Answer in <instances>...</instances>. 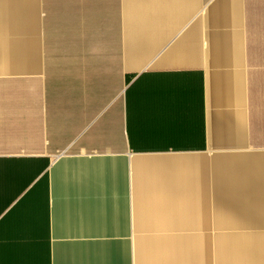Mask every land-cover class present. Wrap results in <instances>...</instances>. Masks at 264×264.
<instances>
[{
	"label": "crops",
	"instance_id": "obj_1",
	"mask_svg": "<svg viewBox=\"0 0 264 264\" xmlns=\"http://www.w3.org/2000/svg\"><path fill=\"white\" fill-rule=\"evenodd\" d=\"M0 264H264V0H0Z\"/></svg>",
	"mask_w": 264,
	"mask_h": 264
}]
</instances>
